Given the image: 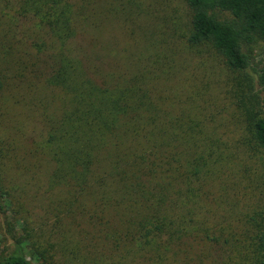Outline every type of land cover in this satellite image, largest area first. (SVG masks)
<instances>
[{"label":"trees","instance_id":"obj_1","mask_svg":"<svg viewBox=\"0 0 264 264\" xmlns=\"http://www.w3.org/2000/svg\"><path fill=\"white\" fill-rule=\"evenodd\" d=\"M182 1L150 52L106 55L97 0H0V264H264V195L242 204L264 179V0ZM204 49L229 71L235 142L184 91ZM33 98L23 155L10 109Z\"/></svg>","mask_w":264,"mask_h":264},{"label":"rangeland","instance_id":"obj_2","mask_svg":"<svg viewBox=\"0 0 264 264\" xmlns=\"http://www.w3.org/2000/svg\"><path fill=\"white\" fill-rule=\"evenodd\" d=\"M97 1L96 11L101 7L102 14L96 15V12L93 20L100 25L98 42L103 47L102 53L106 55L150 52L151 49L148 46L147 38H153L151 41L158 40L157 38L160 37L161 32L166 30V24L171 19H176V17H184L185 13L182 0ZM19 24L14 30L20 36L25 34L24 31L28 29L30 31L34 30V26L30 22L20 21ZM134 39L136 40V45L132 43ZM146 46L147 48H145ZM251 48L252 66L255 70H258L263 67L264 63V42L252 45ZM188 63V81H184L186 84L184 91L199 94V92H196L198 90L205 93L204 96L198 97L199 102L202 103L207 98L209 100V102L206 101L207 109L217 116L212 123V126L216 129L211 132L215 133L216 137L220 139H228L235 142L243 135V131L241 126L235 125L231 115L230 95L226 91L229 88V71L218 55L207 52L205 49L198 54H194ZM254 76L255 81L258 82L256 75ZM257 87L259 88L258 85ZM260 93L264 99V91L261 90ZM34 94V92L31 93V96H34ZM18 96L19 93L15 98ZM40 97L38 99L42 103L41 106H43V104H46V99L43 96ZM31 105L30 110H19L18 106L10 109V116L15 120V124L11 128L10 137L15 140L17 153L20 152L23 155L31 148L28 137L30 135L36 136L41 129L40 120L35 114V98H33ZM219 116L223 118L219 119ZM31 162L30 159L24 162L26 166H30L33 170L31 173H27L26 180L34 184L37 174H35V165H32ZM233 178L236 181L235 188H233L234 192L247 184V178L243 174ZM257 182L259 184L253 186L248 198L242 202L243 205L252 203L257 192H261L264 195V179H260ZM227 194V198H230V194H232L231 188ZM0 233L2 236L4 235L1 228Z\"/></svg>","mask_w":264,"mask_h":264}]
</instances>
